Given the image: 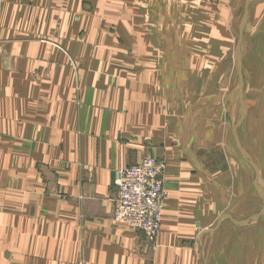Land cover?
Wrapping results in <instances>:
<instances>
[{
    "label": "crops",
    "instance_id": "obj_1",
    "mask_svg": "<svg viewBox=\"0 0 264 264\" xmlns=\"http://www.w3.org/2000/svg\"><path fill=\"white\" fill-rule=\"evenodd\" d=\"M146 157L153 242L112 218ZM263 198L264 0H0V264H264Z\"/></svg>",
    "mask_w": 264,
    "mask_h": 264
},
{
    "label": "built area",
    "instance_id": "obj_2",
    "mask_svg": "<svg viewBox=\"0 0 264 264\" xmlns=\"http://www.w3.org/2000/svg\"><path fill=\"white\" fill-rule=\"evenodd\" d=\"M164 169L163 162L146 157L118 170L114 179L113 220L142 232L148 242L156 240L161 226Z\"/></svg>",
    "mask_w": 264,
    "mask_h": 264
},
{
    "label": "rangeland",
    "instance_id": "obj_3",
    "mask_svg": "<svg viewBox=\"0 0 264 264\" xmlns=\"http://www.w3.org/2000/svg\"><path fill=\"white\" fill-rule=\"evenodd\" d=\"M241 19H242V15H239L235 18V26H233V27L235 28L236 31L238 30V26L240 25ZM203 53H204V51H203Z\"/></svg>",
    "mask_w": 264,
    "mask_h": 264
},
{
    "label": "water",
    "instance_id": "obj_4",
    "mask_svg": "<svg viewBox=\"0 0 264 264\" xmlns=\"http://www.w3.org/2000/svg\"><path fill=\"white\" fill-rule=\"evenodd\" d=\"M241 30H242V26H241V28H240V32H241ZM263 200H264V198H263Z\"/></svg>",
    "mask_w": 264,
    "mask_h": 264
}]
</instances>
